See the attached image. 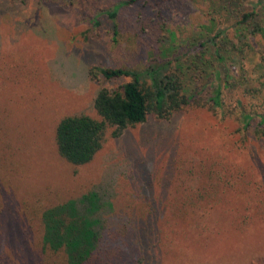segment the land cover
Instances as JSON below:
<instances>
[{
  "label": "rangeland",
  "instance_id": "1",
  "mask_svg": "<svg viewBox=\"0 0 264 264\" xmlns=\"http://www.w3.org/2000/svg\"><path fill=\"white\" fill-rule=\"evenodd\" d=\"M120 1L0 0V264H35L39 210L89 192L106 206L90 264H264V137L240 118L264 114V42L239 41L227 0H131L114 39L103 12ZM253 1L238 4L248 11ZM162 25L190 57L200 51L185 49L188 40L226 29L235 50L218 64L221 108L149 115L117 137L108 128L90 162L68 163L55 142L59 122L98 119L97 92L123 84L92 81L89 71L140 67Z\"/></svg>",
  "mask_w": 264,
  "mask_h": 264
},
{
  "label": "trees",
  "instance_id": "2",
  "mask_svg": "<svg viewBox=\"0 0 264 264\" xmlns=\"http://www.w3.org/2000/svg\"><path fill=\"white\" fill-rule=\"evenodd\" d=\"M131 2L120 1L103 12L114 39L118 34L119 11ZM226 3L231 6L227 11L234 18V34L239 41L247 46L248 36H259L264 42V0L253 1L248 11L241 8L238 0H227ZM161 29L166 33L163 37L146 40L155 44V50L149 49L146 53L148 45L139 48L148 60L140 67L92 68L89 71L92 81L101 77L105 81L123 80V84L115 90L101 88L97 92L93 107L98 119L79 115L59 122L55 142L58 153L68 163L79 166L90 162L101 149L108 128L115 127L112 136L117 137L123 129L145 122L149 115L165 121L194 106L201 107L204 102L211 104L213 109L221 108V85L217 81L222 79L218 64L225 63L230 51L235 50L226 29L218 28L214 34L206 29L188 40L185 49L200 51L194 57L181 54L182 46L176 43L174 33L164 25ZM148 54L152 56L148 58ZM227 80H224L226 88L229 87ZM198 88L201 89L196 97ZM207 90H210V97L202 95ZM240 118L246 132L264 137V114L243 111ZM104 207L98 192H89L79 199L49 208L42 207L38 212L42 227L40 246L32 247L35 264H90L99 260L101 230L104 228L100 213Z\"/></svg>",
  "mask_w": 264,
  "mask_h": 264
}]
</instances>
